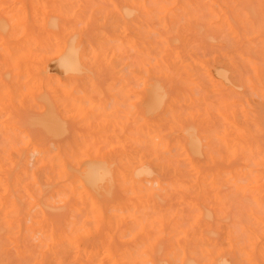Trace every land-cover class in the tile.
<instances>
[{"label":"rangeland","instance_id":"obj_1","mask_svg":"<svg viewBox=\"0 0 264 264\" xmlns=\"http://www.w3.org/2000/svg\"><path fill=\"white\" fill-rule=\"evenodd\" d=\"M6 1H8L7 4ZM144 1L0 0V28L3 25L6 29L3 30L4 32L0 30V223H4H2L4 226H0V235H7L6 232H9L7 237L5 235V239L0 237V244L5 242L0 245V255L2 254L0 256V264H86V262L88 264H207L206 261L208 260L206 259L208 257L205 252L209 248L211 239L212 242H218L217 245L222 250L232 251V256H235L232 258L239 261V263L233 264H251V262L248 263V260H251L253 264H264V210L249 211L250 208H256L253 196L258 198L262 206L264 203V199L262 201L264 180L259 181L258 179L260 169L246 168L240 160H238L239 162H231L233 166L227 167L226 164H230L227 158H223V161L217 163L218 167L221 164V166L225 164L226 168L224 166L220 167L222 170L239 168L242 172H250V176L256 182L254 185L257 187V191L246 189L247 183L244 180H241V183L238 184L242 187L240 189L231 187L227 182H225L224 188L220 187L219 182L214 187L208 186L206 187L208 189L203 191L201 201L204 204L206 203L207 206L215 208L211 212L210 210H190L187 205L180 204L181 195L179 194H175L174 199L171 201L173 195L168 187V184L172 181L170 178L171 173L169 170L168 173L163 172L162 168L167 165V160L171 159L170 150L173 149L171 143L175 138L172 141L171 138L174 136L170 133L171 136L167 134L168 129L162 131L163 128L161 127L164 124L170 126V121L169 123L166 122V119L167 121L170 120L168 115L170 103L164 101L159 109L160 111L156 112V114L154 113V116H144L142 112H139L143 108L140 106H144L142 105L143 103L135 101L133 97V92H137L142 88V79L138 78L137 74L133 73V70L141 66L139 50L142 45L140 44L141 41L139 42L135 38V35L138 36L145 30L142 14L139 15ZM186 1L189 7L186 6L187 14L185 16H183L184 13L180 10L179 4L176 8L178 17L190 16L194 18L193 21L185 25L188 33L184 41L189 43L186 53L182 54L184 56H182V61L190 64L192 74H194L192 77H197L196 80H200V83H202L201 87L205 86L204 88H207L197 87L194 88V92L197 95H208L206 98L208 100V109L207 106H200L203 104H198L199 102L197 104L191 103L190 100L180 101L174 104V108L177 107L175 109L184 114L190 111H193V113L198 112L200 117H196L194 114L191 119L192 123L195 121L193 125L199 124V121L205 118L208 119L210 116L209 114L207 115L208 112H210L211 116L213 113L214 115L208 121L211 120L213 125L215 120L216 125H213L214 128L216 127L217 129L218 125L226 126V129L232 131L233 135L241 133L256 145H262V142L264 144V136H261L263 134L260 131L258 134L253 133L256 127H254V122H252V118L254 120L253 116L260 117L261 114L263 115L261 116L262 119H264V102L261 98L256 97L258 95L257 90H252L251 88V86L257 85V80L253 79V66H259L264 69V59L261 60L262 54L258 51L261 45L264 44V26L263 28L261 26L264 25V0H233V2L231 0ZM178 2L183 3L181 0H178ZM191 2L194 3L190 5L189 3ZM124 6L132 7V9L135 7L134 9L137 10L134 13L138 14L136 15L137 17L133 16L132 18L131 16L129 19H133V21L131 20L130 23L127 17L121 16V14H124ZM5 7L8 8L6 9ZM12 9L13 12L11 13ZM52 18L56 19L52 20ZM153 19L157 20L156 18ZM153 19L151 23L155 22ZM244 19H247V22L249 21L252 26H249V24L247 26L244 25L246 24H243L242 20ZM49 20L52 21L49 22ZM195 20L199 21V24L195 23ZM152 27L154 31L150 34V40L155 41L159 38L157 35L159 30L157 21L152 24ZM250 27H253V29ZM37 28L41 31L37 30ZM127 29L130 33H128ZM247 30L250 32L249 34L246 33ZM28 32L29 34H27ZM32 32L36 34H32ZM259 32L260 36H257ZM3 34L5 35L3 36ZM70 40H72L73 44L75 43V50L79 54H89L91 61V67L80 71L78 73L80 76L77 75L78 77L63 72L53 56V52L58 48L57 45L62 47ZM2 42L7 44H2ZM7 50L13 51L14 54H28L31 57L37 54L45 55L43 61L47 70H41L39 63L32 60L30 63L25 61L28 65L18 67L14 63L13 56L7 53ZM189 51L191 54H189ZM92 53L96 54L92 55ZM196 60H199L203 67L208 69L206 73ZM249 61H252L251 64ZM239 67L243 72L240 71ZM222 68L229 71L227 73L229 77L241 75V78L250 79L246 86L234 87V91L239 95L240 99H237L239 97L235 94L233 95L236 97L231 94L232 96L229 95V101H227V108L224 114H228L227 110L235 111V120L240 124L236 128L230 124H225L224 119L219 116V112L216 110L218 107L217 93L212 91L210 78L207 74V72H211L210 75L213 78H218L215 70ZM45 74L46 78H43ZM166 85L168 87L166 88L169 89V84ZM228 85H226L227 88ZM43 89L45 90L43 91ZM127 90H130L127 93L130 94V97L123 100L121 91ZM225 91H228V89ZM40 92L42 94L39 95ZM119 92L122 96H119ZM35 95H39V98L36 96L35 99ZM194 105L198 107L199 111H195L196 109L194 108L196 107L192 108ZM179 107L181 109H178ZM260 112L261 114H259ZM50 115L57 118L62 132L61 135L56 134L58 130L54 128L52 123L46 129L34 125ZM218 119L220 122L217 121ZM130 122L132 126H128ZM244 130L248 132L249 136ZM37 133L38 135H36ZM165 135L168 138L164 137ZM65 136H67L66 139ZM27 142L30 144L28 145ZM165 142L168 143L167 146L163 144ZM145 146L148 149H144ZM4 151L6 152L4 153ZM117 154H121V157L126 161L128 158L132 162L131 170H135V173L137 172L136 167L138 164L145 165L147 161L146 163L149 165L148 173L153 177L150 175L148 177L140 176L137 182L140 186L144 185L150 191L158 194L159 199L161 195H163L162 199H166V196L168 198L167 193H170L171 196L169 197L171 198L166 199L170 201H167L168 203L166 202L162 207L156 208L154 205L157 196L151 199L150 195L139 190L138 185L131 191H126L127 185H125V189L122 190L120 187L121 182L117 181L115 176L112 177V179H115L113 183L110 182L111 179L108 177L100 179L96 176L98 179L95 177L96 185L95 188H92L83 176L88 172L99 171V168L109 167L110 162L116 159ZM159 154L162 155L160 156ZM172 154H174V150ZM20 155L23 156L21 160L19 159ZM18 160L21 162H18ZM43 162L53 165L63 164L66 172L65 178L51 175V181L50 177H45V172L40 173L43 174L45 183L51 185L49 188L46 187L47 185L45 186V183L42 182V176L39 174V172L43 171L40 166ZM159 168L163 173L160 176L161 178L158 176L160 174ZM131 170H123V175L127 181H131ZM10 172L14 175H11L12 173ZM112 174H116L115 166L112 167ZM156 174L158 175L156 176ZM23 177L28 179H23V181L21 179ZM162 177L164 178L162 179ZM15 179L17 180L15 181ZM53 180L55 181L53 182ZM62 180L66 181L59 183ZM50 181L51 184H49ZM18 182L22 183L21 186L23 187L21 189L18 188L20 185L16 188V183ZM25 184H30L28 185L30 190L27 189L28 186L26 188ZM40 185H43L46 189L41 191ZM161 187H163L162 192L159 190ZM219 188L224 195L220 193ZM22 190L25 191V195H23L24 191ZM192 190H194L193 193L196 192V194L194 193L195 195L191 193ZM206 190L209 192H206ZM211 191L212 193H210ZM188 192L189 194L191 193L192 197H197L199 190L189 189ZM218 194L222 197L224 196L223 199H226V203H228L226 204V210H221L219 209L220 206H216L217 204L220 205ZM34 195L36 198L39 197L41 199V201L39 198L37 199L40 204L38 202L35 203L36 198ZM246 196L250 199L246 200ZM177 197L178 200L176 199ZM243 197L245 200H243ZM112 198L114 199L113 201L111 200ZM207 200L208 203L209 200L213 202L208 204ZM61 201L64 204L63 206ZM175 201L179 206L175 205ZM246 201L249 202V204L247 203L249 209L243 210L247 206L242 203H246ZM173 203L175 206H172ZM84 204L86 207H84ZM242 205L244 206L242 207ZM95 206L97 207L95 208ZM67 207L70 209H66ZM83 208H87L90 215H87V212L86 215L82 216L81 210L84 213L87 211ZM161 208L164 210H161ZM17 210L21 213L19 214ZM43 210L44 212L47 211V216L42 212ZM199 212L203 213V215ZM18 215L20 216L15 217ZM28 215L30 219H27ZM104 215L106 221L105 218L102 219ZM11 216L16 220L14 218L13 220L10 219ZM21 217L23 223L20 219H18V223L17 218ZM43 217L46 218L45 226L48 225L47 222H51L48 231H51L50 233H47L48 226L46 229L42 222L45 219ZM249 217L251 218L250 221L248 220L250 219ZM47 218L52 219L50 221ZM83 220L84 223H82ZM73 222L79 223L78 226L72 228V225H76L75 223L72 224ZM247 222H250L251 225ZM20 223L24 225V230H22L23 226H21L22 229L20 230ZM12 226H15L16 230ZM11 228L12 231H7ZM231 230L239 237L240 245H243L242 242L245 236V239L247 237L255 244V248L251 251L249 246L245 247V252L233 250L232 248L235 245L226 236V233ZM10 232L16 233L10 235L12 234ZM103 234L104 237L101 236ZM11 236L10 240L9 237ZM28 236L29 238H27ZM100 236L103 238H99ZM218 237L219 240H217ZM95 238H97V241ZM98 238L104 240L101 241ZM87 239L92 241L89 243ZM52 240L54 241L52 242ZM94 241L96 243H92ZM26 243L28 245L31 244L28 247ZM105 243H107L106 246ZM18 245H20L19 248L15 247ZM25 252H27L28 256H24ZM46 257L49 258V261Z\"/></svg>","mask_w":264,"mask_h":264},{"label":"bare ground","instance_id":"obj_2","mask_svg":"<svg viewBox=\"0 0 264 264\" xmlns=\"http://www.w3.org/2000/svg\"><path fill=\"white\" fill-rule=\"evenodd\" d=\"M24 1V0H23ZM98 1V0H97ZM100 1V0H99ZM183 3L181 2H178V0H145L144 1V4H143V8L141 11H139V15L142 14V21L144 23V28L145 30L138 34V36L135 35V38L140 42L141 41V49L139 50V55L141 56L139 62L141 64L140 67H136L137 69L133 70V73L134 74H137V77L138 78H141L142 79V88L137 91V92H133V97L135 98V101H140L142 102L144 106H140V107H143L139 112H142V114L144 116H148V115H152L154 116L153 114L158 111H160V107L162 106V103L164 101H167L168 103H170L169 105V108H168V115L170 117V120L167 121L166 119V122L169 123L170 121V126L169 125H162L161 127L163 128V130H166L168 129V133L167 134H172L174 137L171 138V140L173 141L174 138L175 140L171 143V146H173V149L170 150V153L172 155H170V158L171 159H168L167 161V165H164L162 170L163 172H166L168 173V170L170 171L171 173V176L170 178L172 179L171 183L168 184V187L171 189V194L173 195L172 198L169 197L171 196L170 193H167L168 195V198H171V201L172 199H174V196L175 194H179L181 195L180 198H181V201H180V204H183V205H187L189 207L190 210H215V208L211 207V206H207L206 203L204 204L202 201H201V197H202V194H203V191L204 189H208L206 187H214V185L219 182L220 184V187H223L225 186V182L229 183L231 185V187H234L236 189H240L242 188L241 186H239L238 184L241 183L240 181L244 180L246 183H247V186L245 187L246 189H251V190H254V191H257V187L254 185L256 182L254 181V178L250 176V172L246 173V172H242L241 170L236 169H229V170H222L220 169V167L222 168L223 166H219L217 165V163L223 161V158H227V160H229L230 164H226V166L230 167V165L233 166V164H231V162H239L238 160H240L241 162H243V165L246 167V168H249V167H252V168H255V169H260V173L258 174V179L259 181H263L264 180V144L262 142V145H256L255 143L251 142L247 136L245 135H242L241 133L239 134H235L233 135V132L232 131H229L228 129H226V126L225 127H222V125H217L219 126L217 129L216 127L214 128L213 125H216L215 124V120L213 121L214 124L212 125L211 124V120L208 121V119H211V117L214 115L212 113V116L210 114V112L207 113V115L209 114V118L208 119H203L202 121H199L200 123L196 126V125H193L195 124V121L194 123L191 122V119L193 118L194 114L196 115V117H200V115L198 114V112L196 113H193V111H190L188 112L187 114H184V113H180L177 111V107L174 108V104L176 103H179L180 101H187V100H190L191 103H196L199 102L198 104H203V105H200V106H207V109H208V100L206 99L207 96L203 95V94H196L194 92V88H204V87H201V84L200 83V80H196V78L192 77L194 76V74H192V71H191V66L190 64H186L184 61H182V56L186 53V49L188 48V41H184L186 39V34L188 33V29L187 27L185 26L186 24L190 23L191 21L194 20V18L190 17V16H187V17H183V18H180L177 16L176 14V8H177V5L179 4V8L180 10H182V12L184 13L183 16H185L186 13V6H188V3L186 0H181ZM193 1V0H192ZM233 2V0H231ZM2 2V1H1ZM84 2V1H83ZM189 2V1H188ZM231 2V3H232ZM8 3V1H6V4ZM101 3V2H100ZM194 3V2H191L189 3L190 5ZM229 3V2H228ZM102 4V3H101ZM230 5V3H229ZM236 5V4H235ZM9 6H10V2H9ZM119 6V5H118ZM241 6V5H240ZM16 7V6H15ZM189 7V6H188ZM238 7V6H237ZM6 8V7H5ZM8 8V7H7ZM6 8V9H7ZM10 8V7H9ZM89 8V7H88ZM121 8V7H119ZM123 8V7H122ZM135 8V7H134ZM132 9V7H128V6H124V14H121V16L123 17H127L128 19L133 18V16H136L138 14H134L137 12L136 9ZM236 8V6H235ZM27 9V8H26ZM246 9V8H245ZM133 10H136V11H133ZM27 11V10H26ZM262 11V10H261ZM13 12V9L11 10V13ZM226 12V11H225ZM248 12V11H247ZM227 14V13H226ZM248 14V13H247ZM28 15V14H27ZM137 17V16H136ZM3 18V17H1ZM49 18V17H48ZM127 18H125L127 20ZM153 18H156L157 20H154ZM248 18V17H247ZM262 18V17H261ZM28 19V18H27ZM51 19V18H50ZM54 18H52L53 20ZM56 19V18H55ZM54 19V20H55ZM154 20L155 22L154 23H151V20ZM52 20H49L52 21ZM133 21V19H129V23L130 21ZM200 20V19H198ZM157 21V24H158V32H157V35H158V40H155V41H151L150 40V34L154 31L153 30V27H152V24H155ZM229 21V19H228ZM243 21V24L244 25H248L249 26H252L251 23H249V21L247 22V19H244L242 20ZM4 22V20H3ZM58 22V21H57ZM60 22V21H59ZM137 22V21H136ZM197 22V20H195V23ZM199 22V21H198ZM197 22V23H198ZM251 22V20H250ZM254 22V21H253ZM53 23V22H52ZM51 23V25H52ZM56 23V22H55ZM142 23V22H141ZM255 23V22H254ZM3 24V23H2ZM6 24V23H4ZM50 25V23H48ZM126 24V22H125ZM138 24V23H137ZM199 24V23H198ZM254 25V24H253ZM6 26V25H5ZM27 26V25H26ZM55 27H57L56 25H54ZM191 26V25H190ZM262 28L264 25H261ZM260 26V27H261ZM53 27V26H51ZM234 27V26H233ZM237 27V26H236ZM239 27V25H238ZM8 28V27H7ZM27 28V27H26ZM58 28V27H57ZM56 28V30H58ZM235 28V27H234ZM251 29H253V27H250ZM258 28V27H257ZM5 29V27L3 25H1V28L0 30H2V32H4L3 30ZM36 29V27H35ZM119 29V28H118ZM6 30V29H5ZM37 30H40L39 28H37ZM46 30V29H45ZM128 30V29H127ZM139 30V29H138ZM191 30V29H190ZM260 30V29H259ZM36 31V30H35ZM41 31V30H40ZM59 31V30H58ZM7 32H8V29H7ZM37 32V31H36ZM192 32V31H191ZM255 32V31H254ZM31 33V32H30ZM128 33L129 30H128ZM132 33V32H131ZM199 33V32H198ZM239 33V32H237ZM246 33H250L248 30ZM29 34V32L27 33ZM32 34H36V33H33ZM41 34V33H40ZM40 34H38L40 36ZM43 34V33H42ZM5 34H3L4 36ZM74 35V34H73ZM72 35V36H73ZM153 35V34H152ZM190 35V34H189ZM37 36V35H36ZM191 36V35H190ZM215 36V35H214ZM239 36V35H238ZM257 36H260V32H259V35ZM193 37V36H192ZM141 40H140V39ZM195 38V37H194ZM199 38V37H198ZM76 40V39H75ZM199 40V39H198ZM5 41V40H3ZM7 41V40H6ZM67 41V40H66ZM195 41V40H194ZM240 41V40H239ZM253 41V40H252ZM9 42V41H7ZM14 42V41H13ZM12 42V43H13ZM4 42H2L3 44ZM196 43V42H195ZM236 43V41H235ZM245 43V42H244ZM4 44H7V43H4ZM75 44V43H74ZM74 44L72 43V40L68 41L67 44H65L64 46L60 47L59 45L57 50L53 52V56L55 57L56 61L58 62V65L59 67L61 68V70L63 72H65L66 74H71V75H75L76 77L80 76L78 75V73L82 70H87L91 67V61H90V58H89V54H79L75 48H74ZM237 44V43H236ZM250 45V44H249ZM80 48V47H79ZM240 48V47H238ZM242 51V50H240ZM258 51L260 52V54H262V59H264V44L261 45V47L258 49ZM185 52V53H184ZM190 52V51H189ZM243 52V51H242ZM7 53L11 54L14 58V63L16 64V66L20 67L21 65L23 66H26L28 65L27 63H30V61H36L37 63H39L40 67L39 68H42L41 70L43 69H46V66L44 64V61H43V58L45 55H41V54H37L33 57L29 56L28 54H14L13 51H10V50H7ZM184 53V54H183ZM96 54V53H95ZM94 53H92V55H95ZM183 54V55H182ZM191 54V52L189 53ZM138 55V56H139ZM243 55V53H242ZM255 55V54H254ZM260 56V55H259ZM258 56V57H259ZM98 57V56H97ZM184 57V56H183ZM139 58V57H138ZM186 58V57H185ZM195 58V57H194ZM252 58V57H251ZM137 59V57H136ZM253 59V58H252ZM251 59V60H252ZM260 59V57H259ZM257 58V60H259ZM97 60V59H96ZM248 60V59H247ZM255 60V59H254ZM10 61V60H9ZM27 63H26V62ZM31 61V62H32ZM197 63L200 64V66L203 68V70H205V73L206 71H208L207 68H204L203 65L201 64V62L199 60H196ZM250 64L252 61H249ZM258 62V61H257ZM52 63V62H51ZM135 63V62H134ZM191 63V62H190ZM214 63V62H213ZM263 63V62H262ZM207 65V63H205ZM212 64V63H211ZM209 65V64H208ZM261 66V65H260ZM263 66V65H262ZM213 67V66H211ZM48 68V67H47ZM194 68V67H193ZM210 68V67H209ZM240 68V67H239ZM215 69V68H214ZM217 69V67H216ZM47 70V69H46ZM253 70H254V77L253 79L257 80V85L256 86H251L252 90L256 89L257 92H258V95L255 96L258 98H261L264 102V69L262 67H259V66H253ZM105 71V70H104ZM107 71V70H106ZM217 71V75H218V78H213L210 73L207 72L208 74V77L210 78V84H211V88H212V91L216 92L217 93V103H218V107L216 108V110L219 112V116L221 118L224 119L225 121V124H230L231 126L233 127H239L240 124L238 122H236L235 120V115H234V110L232 111H228L227 110V113L228 114H224L225 113V109L227 108V101H229V95L232 96L233 94H235L237 97H239V95L236 94V92L234 91V87H242V86H246V84L250 81V79H246L245 77L244 78H241V75L240 76H233V77H229L227 76L228 72L227 70H225L224 68L222 69H219V70H215ZM240 71L243 72L240 68ZM247 71V70H246ZM45 72V71H43ZM40 73V72H38ZM85 73V72H84ZM196 73V72H195ZM35 74V73H34ZM42 74V73H40ZM43 75V74H42ZM78 75V76H77ZM185 75V76H184ZM184 76V77H183ZM199 76V75H198ZM95 77V76H94ZM204 77V76H203ZM43 78H46V74H45V77ZM201 78V77H200ZM44 80V79H43ZM43 82V81H42ZM207 83V82H206ZM166 84H169V89H171V91H169V89H167V85ZM230 84V85H228ZM226 85H228V88L226 87ZM43 86V85H42ZM200 86V87H199ZM203 86V85H202ZM167 87V88H166ZM210 88V89H211ZM204 89H207V88H204ZM228 91H225L227 90ZM238 89V88H237ZM45 89H43L44 91ZM198 90V89H197ZM42 91V92H43ZM205 91V90H204ZM210 91V90H208ZM42 92L39 93L42 94ZM46 92V91H45ZM123 94V100L125 99H128L130 97V94H127L130 92V90H127V91H121ZM201 92V91H200ZM212 92V93H214ZM120 93V92H119ZM118 93V94H119ZM203 93V92H202ZM207 93V92H206ZM210 93V92H209ZM215 93V94H216ZM229 93V94H228ZM47 94V92H46ZM117 94V93H116ZM208 94V93H207ZM232 94V95H231ZM39 95H35V99H36V96L38 97ZM121 95V93L119 94V96ZM121 95V96H122ZM233 95V96H235ZM49 96V94H48ZM109 96V95H108ZM211 96V95H210ZM235 96V97H236ZM214 97V96H213ZM39 98V97H38ZM37 98V99H38ZM210 98V97H208ZM237 99H240L237 98ZM231 101V100H230ZM40 102V101H39ZM140 102H138L140 104ZM213 103V102H212ZM13 105V104H12ZM38 105V104H37ZM141 105V104H140ZM45 106V105H44ZM137 106H139L137 104ZM182 106V105H181ZM199 106V105H198ZM230 106V105H228ZM193 107H196L195 105L192 106ZM261 107V106H260ZM263 109V107H261ZM91 109V108H90ZM178 109H181L180 107ZM196 109L195 111H199L198 110V107L194 108ZM194 109H190V110H194ZM202 109V107H201ZM213 109V108H212ZM6 110V109H5ZM11 110V109H10ZM28 110V109H26ZM166 110V108H165ZM203 110V109H202ZM206 110V109H205ZM25 111V110H24ZM29 111V110H28ZM27 111V112H28ZM43 113H44V109L42 110ZM201 111V110H200ZM213 111V110H212ZM261 111V110H260ZM10 112V111H9ZM34 112V111H33ZM138 112V114H139ZM166 112V111H165ZM184 112V110H183ZM214 112V111H213ZM35 113V112H34ZM54 113V112H53ZM42 114V113H40ZM69 114V113H68ZM261 114V112L259 113ZM24 115V114H23ZM29 115V114H28ZM58 115V114H57ZM73 115V114H72ZM76 115V114H75ZM60 116V115H59ZM261 116H263L261 114ZM258 117V116H253L254 117V120L252 118V122H254V127L255 130L253 131L254 134H258L259 131L261 132V136H264V119H262V117ZM10 117V116H9ZM21 117V116H20ZM34 117H37V116H34ZM151 117V116H150ZM208 117V116H207ZM26 118V117H25ZM30 118V117H29ZM145 118V117H144ZM217 119V117H215ZM71 119V118H70ZM96 119V118H95ZM146 119V118H145ZM10 120H12L10 118ZM18 120V119H17ZM16 120V121H17ZM26 120V119H25ZM63 120V119H62ZM131 120V119H130ZM15 121V120H14ZM21 121V120H20ZM141 121V120H139ZM165 121V120H164ZM217 121L220 122V120L218 119ZM67 122V121H66ZM138 122V121H137ZM165 122V123H166ZM197 122V120H196ZM52 123L54 128L57 129L58 131L56 132V134H59L61 135L62 132H61V128L59 127V123H58V120L55 116L53 115H50V116H47L45 119H42L38 122H36L34 125L37 126V127H40V128H43V129H46L47 126ZM136 123V122H135ZM166 123V124H168ZM211 124V125H209ZM128 126H132L131 125V122ZM169 126V128H167ZM20 127V126H19ZM127 127V126H126ZM125 127V130L127 131V128ZM221 127V129H220ZM29 128V127H28ZM27 128V129H28ZM157 129V127H156ZM68 130V129H67ZM71 130V129H70ZM129 130V129H128ZM148 130V129H147ZM158 130V129H157ZM27 131V130H26ZM29 131V130H28ZM32 131V130H31ZM37 131V129H36ZM33 132H35L33 130ZM125 132V131H124ZM244 132H246L248 134V132L246 130H244ZM51 133V132H50ZM35 134V133H34ZM39 134H40V131H39ZM69 134V133H68ZM169 134V135H170ZM38 135V133L36 134ZM252 135V134H250ZM142 136V135H141ZM171 136V135H170ZM249 136V134H248ZM260 136V138H261ZM30 137V136H29ZM28 137V138H29ZM46 137V136H44ZM144 137V136H143ZM147 137V136H146ZM164 137H167L166 135ZM252 137V136H251ZM26 138V137H25ZM37 138V137H36ZM53 139V137H51ZM55 138V137H54ZM67 138V136H65V139ZM122 138V137H121ZM168 138V137H167ZM250 138V137H249ZM256 138V137H255ZM12 139V138H11ZM14 139V138H13ZM58 139V138H57ZM69 139V137H68ZM147 139V138H146ZM170 139V137H169ZM251 139V138H250ZM61 140V139H60ZM259 140V139H258ZM18 141H19V138H18ZM17 141V143H18ZM65 141V140H63ZM33 142V141H32ZM35 142V141H34ZM48 142V141H46ZM52 142V141H50ZM28 143V142H27ZM37 143V142H36ZM30 143H28L29 145ZM44 144V143H43ZM46 144V143H45ZM54 144V143H53ZM165 146L168 145L167 142L163 143ZM33 145V144H32ZM37 145H41V144H37ZM36 145V146H37ZM97 146V145H96ZM126 146V145H125ZM127 147V146H126ZM27 148V147H26ZM38 148V147H37ZM41 148V146H40ZM147 148V146L144 147V149ZM148 149V148H147ZM146 149V150H147ZM40 150V149H39ZM112 150H115V149H112ZM174 150V154H172V151ZM41 151V150H40ZM6 151H4L5 153ZM119 152V151H118ZM22 153V152H21ZM150 153V152H149ZM168 153V152H167ZM37 154V153H35ZM160 155V154H159ZM158 155V156H159ZM162 155V154H161ZM160 155V156H161ZM42 156V155H41ZM152 156V154H151ZM23 158V156L20 155V160ZM168 157V156H167ZM174 158V159H173ZM20 160H18V162H21ZM88 160V159H87ZM94 160V159H93ZM99 160V159H98ZM67 161V160H66ZM17 162V163H18ZM147 162V161H146ZM145 162V165H142L141 163L138 164V166L136 167L137 169V172L135 173L132 169V162H130V160L127 158V161L121 157V154L120 155H116V159L112 160L109 164V167H105L103 169L99 168V171L98 170H95L93 173H86L83 177L85 178V181L92 187V188H95V185H96V180H95V177L98 176L100 179H103V178H106L108 177L109 179H111V183L114 182V178L112 179V177H116L117 181H120L121 184H120V187L122 188V190L125 189V185L126 186V191H131V190H134V187H136V185H138V188L140 191H143L145 193H147V195H150L151 199L152 197H156L158 194H156L155 192L153 191H150L149 189H147L144 185L140 186V184L137 182L139 181V177L140 176H144V177H148L150 174L148 173L149 170V165ZM175 162V163H174ZM37 163V162H35ZM65 163V161H64ZM83 163V162H82ZM101 163V161H100ZM153 163V162H152ZM182 165H181V164ZM66 164V163H65ZM70 164V163H68ZM104 164V163H103ZM130 164V165H129ZM135 164V163H134ZM175 164V165H174ZM87 165V164H86ZM94 165V164H93ZM108 165V164H107ZM239 165V164H237ZM41 168L43 169L42 172H39L40 173H43L45 172L46 175L45 177L48 178L50 177L51 175H57L58 178H65V169H64V166L63 164H51V163H48V162H43L42 165H40ZM66 166V165H65ZM71 166V165H70ZM85 166V165H84ZM115 166L116 167V174H112V167ZM217 166V167H216ZM72 167V166H71ZM225 167V166H224ZM15 168V167H14ZM226 168V167H225ZM73 169V167H72ZM75 169V168H74ZM79 169V168H78ZM77 169V170H78ZM93 169V168H92ZM128 170L130 171L131 170V174L130 175L132 178L131 181H127L125 179V176L123 175V170ZM152 169H155V168H152ZM160 170V174H156V176L158 175L159 177L163 175V173L161 172V169L159 168ZM86 171V170H85ZM91 171V170H90ZM153 171V170H152ZM68 172V170H67ZM74 172V171H73ZM12 173V172H10ZM151 173V172H150ZM165 173V175H167ZM76 174V173H75ZM155 174V173H154ZM11 175H14L13 173ZM30 177H32L30 174H28ZM42 176L41 180L43 183H45V181L43 180V174H40ZM78 175V174H77ZM83 175V174H82ZM152 176V175H150ZM36 177H38V175H36ZM56 177V178H57ZM69 177V176H68ZM73 177V176H72ZM98 177H96L98 179ZM153 177V176H152ZM151 177V178H152ZM12 178V177H11ZM17 178V177H16ZM51 178V177H50ZM71 178V177H70ZM79 178V177H78ZM161 178V177H160ZM164 177H162L163 179ZM22 180H26L28 178H21ZM169 179V178H168ZM17 179H15L16 181ZM21 180V181H22ZM23 180V181H24ZM67 180V178H66ZM64 180V181H66ZM70 180V179H69ZM51 181H52V178H51ZM51 181L49 184H51ZM55 180H53L54 182ZM63 180L62 181H59L60 182H64ZM39 182V181H38ZM19 183V184H18ZM16 183V188L17 186H19L18 188L21 189V186L22 183L20 184V182ZM42 183V184H43ZM48 183V182H47ZM107 183V182H106ZM14 184V183H13ZM100 184V183H98ZM108 184V183H107ZM218 184V185H219ZM30 185V184H28ZM27 184H25L26 188L28 186ZM44 185V184H43ZM41 186V191H44V189H46V187H50L51 185H48L45 183V186ZM54 186V184H52ZM56 185H58L56 183ZM55 185V186H56ZM229 185V186H230ZM15 186V184H14ZM52 186V187H53ZM62 186V185H60ZM86 186V185H85ZM112 187V185H110ZM63 187V186H62ZM108 187V186H107ZM9 188V186H8ZM118 188V187H117ZM162 188H159V190L162 192ZM12 189V187H11ZM28 190H30L29 186L27 188ZM43 189V190H42ZM112 189V188H111ZM189 189H198L199 192L197 194V197H192L190 194L193 193L194 190L191 191V193L189 194ZM220 189V188H219ZM49 191V189H47ZM46 190V192L48 193V191ZM225 190V189H223ZM9 191V190H8ZM12 191V190H11ZM24 191V190H22ZM110 191V190H109ZM169 191V190H168ZM214 191V190H212ZM212 191L210 193H212ZM221 191V189H220ZM232 191H233V188H232ZM30 192V191H29ZM45 192V193H46ZM101 192V191H100ZM114 192V190H113ZM202 192V193H200ZM206 192H209L208 190H206ZM44 193V194H45ZM117 193V192H116ZM120 193V192H119ZM196 194V192H194ZM193 193V194H194ZM221 194L222 191L220 192ZM33 194V193H31ZM72 194V193H71ZM104 194V193H103ZM102 194V195H103ZM107 194V193H106ZM105 194V195H106ZM194 194V195H195ZM238 194H241V193H238ZM23 195H25V191L23 192ZM104 195V196H105ZM109 195V194H108ZM113 195V194H112ZM166 196V194H164ZM224 195V194H223ZM226 195V194H225ZM8 196V195H7ZM97 196V195H96ZM163 195L160 196V199H159V196H157L156 198V202H155V205L154 207H162V205H164L167 201L169 202L170 200H166L168 199L167 196H166V199H162ZM219 196V202H220V205H216L217 207L220 206L219 209L221 210H226L227 208V205L228 203H226V199H223L224 196L222 197L220 194H218ZM6 197V196H5ZM27 197V196H26ZM35 197V195H34ZM43 197V196H42ZM51 197V196H50ZM70 197V196H69ZM98 197V196H97ZM233 197V195H232ZM36 198V197H35ZM39 198V197H38ZM36 198V202L35 203H39L40 204V201H38ZM72 198V197H70ZM231 198V197H230ZM229 198V199H230ZM242 198V197H241ZM246 200H248L249 197L246 196ZM53 199H56V198H53ZM73 199V198H72ZM78 199V198H77ZM154 199V198H153ZM162 199V200H161ZM178 200V197L176 198ZM233 199V198H231ZM250 199V198H249ZM264 199V195L262 196V201ZM5 200V199H4ZM28 200V199H27ZM105 200V199H104ZM112 201L114 200L113 198L111 199ZM166 200V201H165ZM176 200V201H177ZM212 200V199H211ZM225 202H224V201ZM237 200V199H235ZM243 200H245V198L243 197ZM253 200L255 202V206L256 208H248V204L249 202L246 201V203H242V204H246L245 207L243 210H245L246 208L249 209V211H258V210H264V203H263V206L259 203L258 201V198L253 196ZM26 201V200H25ZM122 201V200H121ZM175 201V202H176ZM229 201V200H228ZM250 201V200H249ZM62 202V201H61ZM103 202V201H102ZM110 202V201H109ZM151 202H154V201H151ZM164 202V203H163ZM167 202V203H168ZM213 201H210L209 200V203H212ZM234 202V201H233ZM243 202V201H242ZM34 203V204H35ZM66 203V202H64ZM73 203V202H72ZM82 203V202H81ZM144 203V202H143ZM163 203V204H162ZM207 203H208V200H207ZM208 203V204H209ZM216 203V202H215ZM235 203V202H234ZM248 203V204H247ZM17 204V202H16ZM86 204V203H85ZM84 204V205H85ZM106 204V203H105ZM147 204V203H145ZM63 202H62V206H63ZM83 205V206H84ZM87 205V204H86ZM86 205L84 207H86ZM100 205V204H99ZM103 205V204H102ZM101 205V207H102ZM139 205V203H138ZM175 205H178L177 202ZM174 203L172 206H175ZM182 205V206H183ZM231 205V204H230ZM233 205V204H232ZM18 206V204H17ZM25 206V204H24ZM42 206V205H41ZM44 206V205H43ZM60 206V205H59ZM88 206V205H87ZM140 206V205H139ZM153 206V205H152ZM171 206V208H172ZM179 206V205H178ZM222 206V208H221ZM244 205H242L243 207ZM16 207V206H15ZM90 207V206H89ZM97 206H95L96 208ZM100 207V206H99ZM165 207V206H164ZM234 207V206H233ZM24 208V207H23ZM182 208V207H181ZM185 208V207H184ZM183 208V210H184ZM18 209V208H17ZM45 209V208H44ZM53 209V208H51ZM66 209H70V208H66ZM82 209V208H81ZM83 209H86L87 208H83ZM89 209V208H88ZM173 209V208H172ZM187 209V207H186ZM218 209V210H219ZM241 209V208H240ZM247 209V210H248ZM24 210V209H23ZM33 210V209H32ZM46 210V209H45ZM137 211V209H135ZM161 210H164L163 208H161ZM174 210V209H173ZM242 210V209H241ZM242 210V211H243ZM18 213H19V210H17ZM38 211V210H37ZM82 211V216H84V214L86 215V213L88 212L89 213V210H87L85 213L83 210ZM80 211V212H81ZM91 211V210H90ZM175 211V210H174ZM216 211H217V208H216ZM236 211V210H235ZM39 212V211H38ZM43 213H45V216H47V211L44 212V210L42 211ZM152 212V211H151ZM207 212V211H206ZM244 212V211H243ZM21 213V212H20ZM19 213V214H20ZM25 213V212H24ZM36 213V212H35ZM41 213V211H40ZM50 213V212H49ZM48 213V214H49ZM67 213V211H66ZM87 215H90V213ZM104 213V212H103ZM200 214L203 215V213L199 212ZM235 213V212H234ZM233 213V214H234ZM8 214V213H7ZM70 214V213H69ZM80 214V213H79ZM216 214V212H215ZM214 214V216H216ZM25 215H27V213H25ZM30 215V214H29ZM29 215H28V218L27 219H30L29 218ZM92 215V214H91ZM227 215V214H226ZM231 215V214H230ZM8 217V215H6ZM10 216V214H9ZM20 215L18 216H15V217H19ZM23 216V215H22ZM32 216V214H31ZM44 216V214H43ZM49 216V215H48ZM91 217V216H89ZM14 218V217H13ZM12 216L10 219H12ZM34 218H36V216H34ZM45 218V217H43ZM85 218V217H83ZM105 218V215L104 217H102V219ZM124 218V217H123ZM205 218V217H204ZM217 218V217H216ZM224 218V217H223ZM226 218V217H225ZM237 218V217H236ZM242 218V217H241ZM250 218V217H249ZM15 219V218H14ZM18 219H20L22 221V217L21 218H17V222L19 223ZM32 219V218H31ZM48 220L51 221V219L47 218ZM203 219V218H202ZM206 219V218H205ZM230 219V218H229ZM244 219V218H243ZM16 220V219H15ZM14 220V221H15ZM47 220V221H48ZM93 220V218H92ZM117 220V218H116ZM215 220V219H214ZM249 221L251 220L248 219ZM1 221V219H0ZM13 221V222H14ZM20 221V222H21ZM105 221H106V218H105ZM104 221V222H105ZM210 221V220H209ZM207 221V222H209ZM231 221V220H230ZM34 222V221H32ZM43 224L46 222V218L44 219V221H42ZM79 222V221H78ZM90 222V221H89ZM114 222V220H113ZM3 223V222H2ZM2 223H0V226H4ZM6 223V222H5ZM23 223V221H22ZM22 223H20V230L22 229L21 226H23V229L24 230V225H22ZM30 223V222H29ZM35 223V222H34ZM50 223L51 222H47L48 225L45 226V228L47 229V226H48V229H47V233H50L48 232L49 231V228H50ZM75 222H73L72 224H74ZM81 223V221H80ZM84 223V220L83 222ZM106 223V222H105ZM241 223V222H240ZM248 224H250V222H247ZM246 223V224H247ZM15 224H17L15 222ZM14 224V225H15ZM71 224V223H70ZM76 225H72L73 227L72 228H75L74 226H78L77 222L75 223ZM114 224V223H113ZM206 224V223H205ZM227 224V223H226ZM243 224V223H242ZM85 225V224H83ZM100 225V224H99ZM103 225V224H102ZM115 225V224H114ZM251 225V224H250ZM255 225V223H254ZM259 225V224H257ZM7 226V225H6ZM43 226V225H42ZM106 226V225H105ZM207 226V225H206ZM211 226V224H210ZM223 226V225H222ZM244 226V224H243ZM253 226V225H252ZM82 227V226H81ZM101 227V226H99ZM212 227V226H211ZM219 227V226H218ZM221 227V225H220ZM219 227V228H220ZM245 227V226H244ZM257 227V226H256ZM5 229H7L6 227H4ZM3 228V229H4ZM13 229H15V226L13 227ZM12 228L7 230V231H12ZM232 228V226H231ZM81 229V228H80ZM79 229V230H80ZM105 229V228H104ZM107 229V228H106ZM2 230V229H1ZM16 230V229H15ZM14 230V231H15ZM217 230V229H216ZM78 231V230H77ZM233 230L229 231L226 233V236L229 238L230 241H233L235 247L232 248L233 250H239L240 252H245V247H248L250 248V250L252 251L254 247V243L251 242L250 239H245V236H244V239H243V245H240L241 244V241L238 239L239 237L235 235V232H232ZM257 231V229H256ZM5 233V232H4ZM3 233V234H4ZM7 235L9 232H6ZM12 234L10 235H14L16 232H10ZM18 233V232H17ZM21 233V231H20ZM104 233V232H103ZM108 233V232H107ZM237 233V232H236ZM251 233V232H250ZM109 234V233H108ZM2 235V234H1ZM0 237H2L3 239H5V235H2ZM6 235V237H7ZM9 235V236H10ZM22 235V234H21ZM35 235V234H34ZM56 235V234H55ZM107 235V234H106ZM238 235V234H237ZM4 236V237H3ZM26 236V235H25ZM54 236V234H53ZM52 236V237H53ZM104 237V234L101 235ZM99 237V238H103V237ZM221 236V234H220ZM41 237V235H40ZM55 237V236H54ZM98 237V236H97ZM12 238L9 237V239ZM20 238V237H19ZM22 238V237H21ZM26 238V237H25ZM29 238V236L27 237ZM98 238V239H99ZM110 238V236H109ZM221 238V237H220ZM17 239V238H16ZM31 239V238H30ZM42 239V238H41ZM97 238H95L96 240ZM208 239V238H207ZM8 240V238H7ZM11 240V239H10ZM13 240V239H12ZM21 240V239H19ZM18 240V241H19ZM94 240V239H93ZM101 240V239H99ZM104 240V239H103ZM101 240V241H103ZM107 241V239H105ZM215 240V239H214ZM219 240V237L218 239ZM216 240V241H217ZM17 241V242H18ZM54 240H52L53 242ZM87 241L90 243L91 241H89L87 239ZM97 241V240H96ZM105 241V242H106ZM24 242V241H23ZM51 242V243H52ZM65 242V241H64ZM99 242V241H98ZM5 243V242H3ZM3 243H1L0 245H2ZM15 243V242H14ZM25 243V242H24ZM66 243V242H65ZM68 243V242H67ZM92 243H96L95 241L92 242ZM103 243V242H102ZM218 242H212V239L210 240V244H209V248L206 250L205 253L206 256L208 257L206 260L207 264H233V263H239V261L237 259H234L232 257H235V256H232V251L231 250H228V251H225V250H222L218 245H217ZM8 244V243H7ZM31 244V243H30ZM29 244V245H30ZM85 244V243H84ZM107 243H105V246H106ZM12 245V243H11ZM17 245V243H16ZM26 245H28L26 243ZM28 245V247H29ZM34 245V244H33ZM32 245V246H33ZM60 245V244H59ZM64 245V244H63ZM89 245V244H88ZM97 245V244H95ZM20 245L18 246H15L17 248H19ZM22 246V245H21ZM41 246V245H40ZM39 246V247H40ZM67 246V245H66ZM242 246V247H240ZM27 247V246H26ZM48 247V246H47ZM96 247V246H95ZM101 247V246H100ZM184 247V246H183ZM7 248V247H6ZM23 248V247H22ZM21 248V249H22ZM60 248V247H59ZM97 248V247H96ZM110 248V246H109ZM8 249V248H7ZM27 249V248H26ZM30 249V248H29ZM29 249H28V252H29ZM24 250V249H23ZM34 250H36L34 248ZM56 252V251H55ZM58 252H59V249H58ZM70 252V251H69ZM16 253V252H15ZM33 253V252H32ZM37 253V252H36ZM2 255V254H1ZM0 255V256H1ZM32 255V254H31ZM34 255V254H33ZM48 255V254H47ZM55 255V254H54ZM228 255V256H226ZM17 256V254H16ZM24 256H28L27 252H25V255ZM30 256V255H29ZM37 256V255H36ZM39 256V255H38ZM49 256V255H48ZM187 257V256H186ZM256 257V256H255ZM19 258V256H18ZM21 258H23L21 256ZM27 258V257H26ZM29 258V257H28ZM42 258V257H40ZM46 259L48 260L49 258L46 257ZM183 259V257H182ZM30 260V259H29ZM185 260V258H184ZM26 261V259H25ZM34 261H35V258H34ZM45 261V259H44ZM49 261V260H48ZM20 262V261H19ZM24 262V261H23ZM30 262V261H29ZM86 262V261H85ZM182 262V261H181ZM253 264V262L251 260H248V263ZM33 263V262H32ZM46 263V262H45ZM49 263V262H48ZM96 263V262H95ZM184 263V262H183ZM19 264V263H18ZM22 264V263H21ZM86 264H88L86 262ZM261 264V263H260Z\"/></svg>","mask_w":264,"mask_h":264}]
</instances>
